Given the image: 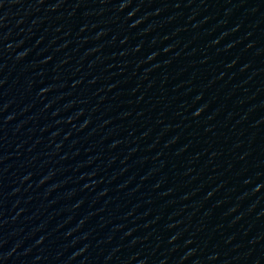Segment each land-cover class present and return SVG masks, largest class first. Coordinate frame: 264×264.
Segmentation results:
<instances>
[{"label": "water", "instance_id": "95a60500", "mask_svg": "<svg viewBox=\"0 0 264 264\" xmlns=\"http://www.w3.org/2000/svg\"><path fill=\"white\" fill-rule=\"evenodd\" d=\"M0 264H264V0H0Z\"/></svg>", "mask_w": 264, "mask_h": 264}]
</instances>
